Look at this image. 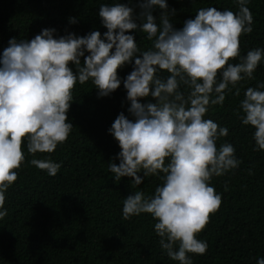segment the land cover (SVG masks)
I'll list each match as a JSON object with an SVG mask.
<instances>
[{
    "label": "clouds",
    "instance_id": "obj_1",
    "mask_svg": "<svg viewBox=\"0 0 264 264\" xmlns=\"http://www.w3.org/2000/svg\"><path fill=\"white\" fill-rule=\"evenodd\" d=\"M236 2L237 13L199 9L180 30L170 22L167 0H140L139 24L126 4H103V39L99 31L56 39L55 29H44L31 40L11 39L0 59V209L25 160L24 142L33 156L52 153L66 142L73 127L67 113L77 82L91 80L100 97L109 96L120 87L118 69L134 60V70L124 80L134 120L122 112L109 129L121 151L119 164L110 162L108 170L117 183L130 177L135 186L143 183L140 173L164 175L154 195L146 198L136 191L125 197L123 219L151 214L160 247L179 264H192L189 254H204L207 244L197 237L221 205V196L209 182L240 163L230 143L217 147L228 129L204 117L209 106L223 105L226 91L235 88L239 96L237 84L253 79L264 59V49L256 48L239 63H229L240 57L241 36L253 31L249 0ZM157 6L163 10L159 25L153 15ZM134 30L145 33L152 48L140 52L135 37L126 34ZM70 64L76 65V73ZM165 71L169 75L162 78L158 73ZM218 75L222 79L217 84ZM181 84L187 95L178 90ZM261 89L264 84L247 88L240 103L242 123L255 129L257 150H264ZM149 96L156 102H140ZM30 163L51 176L60 168L51 160ZM6 215V210L0 211V218Z\"/></svg>",
    "mask_w": 264,
    "mask_h": 264
},
{
    "label": "trees",
    "instance_id": "obj_2",
    "mask_svg": "<svg viewBox=\"0 0 264 264\" xmlns=\"http://www.w3.org/2000/svg\"><path fill=\"white\" fill-rule=\"evenodd\" d=\"M115 3L126 4L133 9L134 18L139 17L140 0H0V59L11 39L31 40L44 29H55L56 39L72 33L87 36L93 31H99L103 39L107 29L99 9L103 4ZM167 3L170 22L177 30L184 27L185 21L195 19L201 8L239 11L236 0ZM247 7L253 16V31L241 36L240 57L230 60L232 64L239 63L252 49H264V0H249ZM162 11L158 6L153 9L158 25ZM136 22L142 23L138 18ZM126 34L135 37L140 52L153 46L139 30ZM70 67L77 72L75 64ZM133 70L134 60L118 69L120 87L106 97L98 95L91 80L83 85L77 82L67 113L73 127L66 142L54 152L33 156L24 142L25 160L16 169L18 179L5 192L0 209L7 211L0 218V264H179L160 247L151 214L123 219L125 197L136 191H142L146 198L154 195L163 184L164 174L143 177L140 173L143 183L135 186L130 177L117 183L108 170L110 162L119 164L121 151L109 129L122 112L134 120L124 87V80ZM158 74L162 78L169 75L166 71ZM253 76L237 84L239 96L235 88L226 91L223 105L209 106L204 117L228 129L226 137L218 138L217 147L230 143L240 163L209 182L221 196V205L210 214L197 237L206 242L207 249L204 254H189L192 264H258L264 259V150H257L255 129L242 123L240 108L247 88L264 84V59ZM221 79L218 75L217 84ZM178 90L187 95L185 85ZM140 102L156 101L149 96ZM32 159L51 160L60 168L51 176L33 166Z\"/></svg>",
    "mask_w": 264,
    "mask_h": 264
}]
</instances>
